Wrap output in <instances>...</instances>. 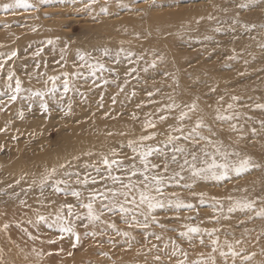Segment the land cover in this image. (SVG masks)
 <instances>
[{
	"label": "rangeland",
	"instance_id": "374dc122",
	"mask_svg": "<svg viewBox=\"0 0 264 264\" xmlns=\"http://www.w3.org/2000/svg\"><path fill=\"white\" fill-rule=\"evenodd\" d=\"M8 2L0 0V53L16 51L17 56L0 72V92H7L10 70L15 72L13 87L19 79L26 90L50 88V82L44 84L50 76L60 80L56 97L45 98L47 112L38 97L24 98L28 91L15 102L0 96V264H194L199 260L211 264L209 254L216 264H264V217L257 215L264 209V109L257 107L264 105V0H98L90 9L85 7L89 0L47 4L29 0L33 8L4 12L2 6ZM102 7L107 13L101 12ZM78 53L85 55V61ZM97 62L106 70L93 76L86 63ZM65 72L79 75H70L71 90L61 99ZM192 104L195 110L189 111ZM217 110L233 118L217 120ZM181 112H188L182 122ZM161 116L167 119L161 121ZM198 119L204 124L200 135L212 144L201 140L193 145L180 139L177 145L211 153L219 146L229 153L231 163L248 159L252 167L239 176L231 172L229 179L219 182L193 179L184 171V180L175 184L167 179L172 170H179L171 164L169 173H164L165 196L158 197L165 206L151 213L147 227L144 216L132 219L135 212L124 217L118 209H103L100 221L87 228L86 219L74 220L80 235L75 248L71 234L60 239L55 228L36 223L38 215L51 222L50 214L64 204H73L74 212L82 216L87 211L65 191L56 193L51 181L41 190L40 180L51 169H56L53 179H69L65 172L96 176L100 183L87 189L76 185L74 178L70 182L87 202L89 190L119 185L100 180L85 165L96 164L103 172L99 162L107 156L142 169L139 157L132 159L135 153L129 143L140 147L142 136L154 134L155 139L143 146L161 148L170 157L173 145L165 147L166 135L180 136L171 131L177 126L187 134ZM148 121L156 127L145 130ZM177 156L182 162L183 157ZM164 158H150L161 164L157 172H163ZM216 159L222 162L220 156ZM113 174L124 177L120 171ZM32 190L46 200L25 194ZM177 198L193 207L177 209L169 204ZM237 201L253 207L236 208ZM230 207L234 211L229 212ZM95 208L101 211L99 200ZM186 226L201 231L181 236ZM212 239H218L215 253ZM229 244L237 256L220 255L229 252Z\"/></svg>",
	"mask_w": 264,
	"mask_h": 264
},
{
	"label": "snow or ice",
	"instance_id": "6c2138e0",
	"mask_svg": "<svg viewBox=\"0 0 264 264\" xmlns=\"http://www.w3.org/2000/svg\"><path fill=\"white\" fill-rule=\"evenodd\" d=\"M50 0H40L41 4H47ZM63 2V0H61ZM98 0H89V2L85 5L86 8H91V6L97 3ZM147 2V0H145ZM107 3V0H105ZM124 8H127V5H121ZM247 4H240L239 7L245 8ZM34 5L29 2V0H10V2L4 4L2 6V10L4 12H15L17 9H29L33 8ZM107 7H102L101 12L107 13ZM49 44H52L53 41L49 40ZM39 55V51L36 53ZM104 55L108 56V50L104 51ZM119 55L118 52L116 54L117 60L116 62L119 63ZM132 53H127V57H131ZM17 56L16 51H11L6 55L4 53H0V72L3 71L4 65L9 61L13 60ZM79 60L85 61V55L78 53ZM63 58V57H62ZM231 58V57H230ZM87 68L91 71V75L95 76L96 72L98 71H105V67L102 63L97 62L96 64L86 63ZM80 67H85L84 64L80 65ZM70 75H79V73L69 74L67 72L63 73L64 79L62 81L63 86V93L61 94V99H63V95L67 94L70 90L71 81L69 79ZM15 77L14 71H8L7 73V92H0V96L7 95L9 101L15 102L20 94L24 91H28L29 95L24 97L25 99H40V107L44 112L48 111V104L46 101V97L55 98L59 89L56 86L57 80H60V76H50L47 80L44 81V84L47 86L48 83H51V87H46L44 90H31V89H24L22 88V82L19 79H15V86L13 87L12 81ZM123 90V89H121ZM235 100L236 97H233ZM69 105V109H70ZM171 107V106H170ZM195 104L189 106V111L195 110ZM228 109H232L233 105L229 104ZM258 108L264 109V105H257ZM23 114L21 113V116ZM188 118V112H181L178 119L179 121H184ZM217 120L220 121H230L233 117L229 115H224L217 110V115L215 117ZM167 117L161 116L160 120H166ZM156 125L148 121L145 125V130L148 128H155ZM204 127L202 120H197L195 126L187 133L184 134L183 127L177 126L171 129L172 132L181 133L180 136H174L171 133L166 135V140L163 141L165 147L168 145H173V154L168 157L161 148L155 146H143L144 141L153 140L155 139L154 134H149L147 136H142L140 138V147H136L133 143H129L128 147L132 149V152L135 153V156L132 157L133 160L136 157H139V162L142 165V169L136 167L135 163H133L130 167H126L124 165L123 160H117L115 158L109 159L107 156H104L100 160V165L102 168L97 166L96 164L92 165H85V169L88 167H92L97 176L100 177V180L103 181H110L113 185H119L118 188H109L107 184L104 185L106 191H100L99 188L89 190V194L86 197L87 202L81 199L83 192L80 189L72 188L70 186L71 180L74 178V182L76 185L82 186L83 189H87L88 186L97 185L100 183L97 180L96 176H92L91 173L85 174L81 177L79 172H65L64 175L67 176L69 179H53L56 175V169L53 168L51 171L47 172L46 175L42 177L40 180V187L43 190L45 184L51 181L52 185L54 186V190L56 193H60L61 191H65L66 195H71L77 201L79 207L86 209V214L81 215L78 212H74V205L73 204H64L61 205L58 210L54 214H50L52 216L51 222H49V217L44 215H38L36 223H44L47 224L49 228H55L60 235V239L64 238V234H71L75 238V243H73L72 247L75 248L77 244L80 242V235L75 231V223L74 220H83L86 219L88 221L87 224L84 225L85 228L89 227L91 224H95L96 222L100 221L101 215H103V209H107L108 211L117 210L119 213L127 217V215L135 212V215L132 216V219H136V215L144 216V227H147V220L151 213L155 211L157 208H163L165 206L164 200L159 199L158 197H164V186H165V176L164 173H169L170 165L176 164L178 167V171L172 170L170 175H168V181L179 184L180 180H184V176L182 173L184 171H188L191 174L193 179H212L215 181H223L230 178V173L234 172L237 176L241 175L242 173L249 170L252 167L250 161L248 159H242L238 163H231L228 160L229 153L222 152L221 148L217 146L215 148V153L208 152L205 149H200L199 152L186 150L185 147L179 146L176 144V141L183 139L186 140L193 145L198 144L201 140L207 141L208 144H212L211 140H208L207 137L200 135L199 130ZM232 128L235 129V125H232ZM210 130V129H209ZM177 153H179L183 159L182 162L178 158ZM112 157H116L118 153L113 151L111 153ZM238 155V154H236ZM154 156H164V160L162 162L163 172H157L156 169L161 167V164L153 162L150 158ZM190 156V159H189ZM217 156L221 157V161L216 159ZM115 166V168H114ZM61 168H65V165H60ZM114 171H120L124 173V177L114 175ZM133 177H137L136 180H133ZM35 183V181H33ZM60 185H64V189L60 187ZM184 187L191 188V184H185ZM155 193V194H153ZM171 195L175 196L176 193H172ZM201 199L200 203L203 204V193L199 194ZM123 198L120 200L119 198ZM97 200L100 201L101 204V211L98 213L95 204ZM107 201V203H105ZM177 209L188 208L191 209L193 206L191 204H185L179 198L175 201H169V204H173ZM125 205H131L132 207H126ZM236 208L242 209H251L253 205L251 203H241L240 201L236 202ZM147 209L145 212L144 209ZM66 209V214H65ZM229 212L234 211L233 207L228 209ZM258 216L264 217V209L257 213ZM74 218V219H73ZM154 219V218H153ZM109 227L115 229V224H109ZM187 231L182 232L181 236H188L189 233L198 234L200 233L201 229L199 227L193 226H186ZM4 228L7 229L8 225L5 224ZM209 237H213V232L207 233ZM88 235V233H85ZM91 235H95V233H91ZM126 235V233H125ZM30 239H35V237H29ZM159 239V237H157ZM55 240H49L48 243H55ZM201 244L204 241L201 239ZM211 243L212 253L217 251V244L218 239H212ZM227 243V242H226ZM175 244V242H173ZM229 252H220L221 256L232 255L233 257L237 256L238 253L232 251V245H228ZM33 251H36L33 249ZM71 254V253H69ZM176 255V251L172 253ZM37 255H42V253H37ZM185 260L187 259V254L185 253ZM244 259H250V257H244ZM209 260H211V264H216L215 258L209 254ZM179 264H185V261H180ZM194 264H208V260H199L195 261Z\"/></svg>",
	"mask_w": 264,
	"mask_h": 264
},
{
	"label": "bare ground",
	"instance_id": "6f19581e",
	"mask_svg": "<svg viewBox=\"0 0 264 264\" xmlns=\"http://www.w3.org/2000/svg\"><path fill=\"white\" fill-rule=\"evenodd\" d=\"M25 194L27 196H29L31 199H32V197L36 196V197H38L39 200H42V201L46 200V198L43 195H41V192L37 191V190H32V191H30V193L26 192Z\"/></svg>",
	"mask_w": 264,
	"mask_h": 264
}]
</instances>
